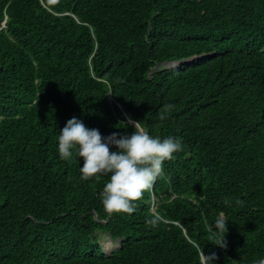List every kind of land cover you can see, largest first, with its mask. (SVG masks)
Here are the masks:
<instances>
[{
    "label": "trees",
    "instance_id": "1",
    "mask_svg": "<svg viewBox=\"0 0 264 264\" xmlns=\"http://www.w3.org/2000/svg\"><path fill=\"white\" fill-rule=\"evenodd\" d=\"M72 117L103 136L130 117L183 149L134 213L108 214V178L81 182L82 158L56 151ZM201 250L264 259V0H0V264H204Z\"/></svg>",
    "mask_w": 264,
    "mask_h": 264
},
{
    "label": "clouds",
    "instance_id": "2",
    "mask_svg": "<svg viewBox=\"0 0 264 264\" xmlns=\"http://www.w3.org/2000/svg\"><path fill=\"white\" fill-rule=\"evenodd\" d=\"M187 61L189 60H180L172 64ZM160 119H165L163 112ZM121 123L126 126L124 122ZM127 123L133 127L130 134L112 132L103 136L97 128H89L79 118L72 117L67 120L58 136L56 151L61 159L69 160L75 157L78 161V158H82L83 162L79 168L81 182L99 175L108 178L99 193L103 209L108 214L134 213V202L141 199L145 191L151 190L162 174L164 162L173 160L175 153L183 149V142L179 137L168 136L161 139L151 135L138 121L130 117ZM110 148L114 150L110 151ZM161 220L159 214L153 213L147 223L157 226ZM228 222L227 217L223 215L211 222L209 232L213 243L226 246ZM119 242V239L114 242L115 246L107 253L118 248ZM201 254L204 264H215L214 253L204 255L201 250Z\"/></svg>",
    "mask_w": 264,
    "mask_h": 264
},
{
    "label": "rangeland",
    "instance_id": "3",
    "mask_svg": "<svg viewBox=\"0 0 264 264\" xmlns=\"http://www.w3.org/2000/svg\"><path fill=\"white\" fill-rule=\"evenodd\" d=\"M151 209L153 208L151 207ZM98 240L101 246L103 247L104 251L106 252L110 251L113 248V246H115V243L110 239L107 233H103L100 231L98 233Z\"/></svg>",
    "mask_w": 264,
    "mask_h": 264
},
{
    "label": "water",
    "instance_id": "4",
    "mask_svg": "<svg viewBox=\"0 0 264 264\" xmlns=\"http://www.w3.org/2000/svg\"><path fill=\"white\" fill-rule=\"evenodd\" d=\"M254 264H264V259L260 263H254Z\"/></svg>",
    "mask_w": 264,
    "mask_h": 264
}]
</instances>
